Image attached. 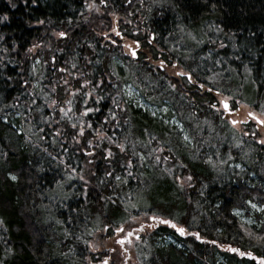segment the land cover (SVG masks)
Here are the masks:
<instances>
[{"label": "trees", "instance_id": "trees-1", "mask_svg": "<svg viewBox=\"0 0 264 264\" xmlns=\"http://www.w3.org/2000/svg\"><path fill=\"white\" fill-rule=\"evenodd\" d=\"M222 95L264 116V0H0V264H99L95 232L143 215L141 264L264 260V208L234 213L264 206V145Z\"/></svg>", "mask_w": 264, "mask_h": 264}, {"label": "rangeland", "instance_id": "rangeland-1", "mask_svg": "<svg viewBox=\"0 0 264 264\" xmlns=\"http://www.w3.org/2000/svg\"><path fill=\"white\" fill-rule=\"evenodd\" d=\"M135 49L136 50V46L134 44H130V47L128 46L126 48V56L127 57H131L132 53L131 50ZM149 58V56L147 57V59ZM119 63H121V61L119 60ZM156 64H160L159 62H156ZM169 74L172 75H177L178 73H182V70L178 67H172L169 68L168 70ZM124 94L126 96V98L128 100H130L135 106L140 107L142 110L144 111H148L150 114L152 115H156L158 116V118L162 119L164 122H167L168 124H174L176 126H178L179 130L182 131V128L184 130V138L188 139V136L185 132V129L183 127L182 124H180V122L178 120H176L175 118H173L172 115L169 116V112L168 110H166L165 108L163 109H159L156 106H151L149 105L145 100H143V98L139 95V92L137 91V89L132 86L130 83H126L124 86ZM218 102H220L221 100H229V97H225V95L220 96L218 98ZM219 109L220 111L223 112L224 114V118L225 120H227L228 122H232L233 120L237 121L236 124H232V126L235 128V130L237 131H242L245 132V127H247V125H244V121H249L252 125H255L257 127V133H256V142L258 144L264 145V143H261V141H264V124H260L258 123V120H264V116L259 113L256 110H253L251 108H248L246 105H241V107L235 111L232 112H226L221 104H219ZM249 113H252V116L249 115ZM6 120V119H4ZM242 121V123L240 124L239 122ZM12 126L15 127L17 129V132L21 131V126L16 124L14 120H12ZM189 140V139H188ZM229 159V158H227ZM252 186H255V184H253ZM264 186V185H261ZM246 206H247V211L245 210H234L235 215L242 220L245 224L250 225L251 227L254 225L256 226L258 221L257 218L255 217L256 213H259L260 211L263 210L264 206L262 204V201L259 200H246ZM136 221V222H134ZM134 221L130 224H127L126 221H124V224L122 225H111L110 227V232L111 234L109 236H105L104 233L100 232V230L96 231L95 233V238L92 241V243L97 246L96 251H93V255L95 253H99L101 251L104 250H109L112 252L110 254L109 257L107 256H103V257H99L97 258V256L94 255V257L96 258V261L99 259L98 263L99 264H104L103 261L107 262V264H123V258L124 255L119 251V243L117 242V237L116 235L120 236V233H116V235L114 234V229L119 228L120 226H124L125 229L124 230H129L131 228V225L133 223H135L134 225H138L141 222H145L148 223V215H143V216H139V217H134ZM94 228L96 227V225H92ZM183 229L185 231L188 232V230L183 226ZM144 239V236L139 237L137 245L135 250L137 251V248H139L142 240ZM175 239V238H174ZM172 237L170 236H165L164 238L160 239V242L163 244H167V243H174V240ZM106 248V249H103ZM138 253H139V249H138ZM137 257V256H136ZM87 263H91L92 260L88 259L86 260ZM134 261L138 262V264H141L137 258V260L134 259ZM133 262V261H132ZM129 264H131L129 262Z\"/></svg>", "mask_w": 264, "mask_h": 264}, {"label": "flooded vegetation", "instance_id": "flooded-vegetation-1", "mask_svg": "<svg viewBox=\"0 0 264 264\" xmlns=\"http://www.w3.org/2000/svg\"><path fill=\"white\" fill-rule=\"evenodd\" d=\"M150 38H152V35L150 36ZM130 47V46H129ZM131 53H132V50H131ZM139 51L136 50V55L133 56V54L131 55L132 58L136 59L137 58V55H138ZM126 55V53H125ZM213 110L216 111V101L213 100ZM144 225H140L138 227H134L133 229H130V230H125V231H122V230H119L120 231V236L117 238V241L119 242V246H120V250H122L120 252V254L122 253L124 255V258H123V264H129V262L131 264H138V262L134 261L137 260L136 256L139 254L135 248H136V245H137V242H138V239H139V234H141L143 231H144V228L142 227ZM166 228L168 229V231H173L176 235H179L181 237V239L183 240L184 238H186L188 236V234L191 232V231H185L183 232V234L178 231L177 229H180L183 227H173L172 225H166ZM167 236H170L171 237V234L170 233H166ZM195 238L196 240H198L199 242H202L204 241V238H202L200 235H199V232L195 233ZM254 262L256 264H259L255 259H253ZM133 261V262H132ZM103 263H105V261H103Z\"/></svg>", "mask_w": 264, "mask_h": 264}, {"label": "snow or ice", "instance_id": "snow-or-ice-1", "mask_svg": "<svg viewBox=\"0 0 264 264\" xmlns=\"http://www.w3.org/2000/svg\"><path fill=\"white\" fill-rule=\"evenodd\" d=\"M60 35H61V36H64L65 33L62 32V33H60ZM132 54H133V56L136 55V50H135V49H133ZM162 66H163V62H161V67H162ZM178 74H179V75H184V73H178ZM189 79H191V77H189ZM224 107H225V108H228L229 106H228L227 103H224ZM249 115L252 116V113H249ZM232 123H233V124H236L237 121L233 120ZM260 123L264 124V120H261ZM261 143H264V141H261ZM15 178H16L15 176L12 177V179H15ZM189 179H191V177H189ZM154 219H155V218H154ZM162 222L165 223V224H169V223H171L170 221H167V220L162 221ZM172 226H173V227H176L175 225H172ZM177 230L180 231L182 234H183V232H184V229H182V228L177 229ZM232 251H238V250H237V249H232ZM240 254H241V255H245V253H240ZM247 255L251 256V253H247ZM105 264H107V262H105Z\"/></svg>", "mask_w": 264, "mask_h": 264}, {"label": "bare ground", "instance_id": "bare-ground-1", "mask_svg": "<svg viewBox=\"0 0 264 264\" xmlns=\"http://www.w3.org/2000/svg\"><path fill=\"white\" fill-rule=\"evenodd\" d=\"M126 1H130V0H126ZM254 226V225H253ZM252 226V227H253ZM255 228H257V227H259V226H254ZM164 237L165 236H167L166 234H164L163 235ZM172 238H173V236H171ZM213 256H215V255H213ZM250 258H249V260H252V259H255V260H260V259H263V257L262 256H259V255H256V254H253V253H251V256H249Z\"/></svg>", "mask_w": 264, "mask_h": 264}, {"label": "water", "instance_id": "water-1", "mask_svg": "<svg viewBox=\"0 0 264 264\" xmlns=\"http://www.w3.org/2000/svg\"><path fill=\"white\" fill-rule=\"evenodd\" d=\"M224 103H227V102H226V101H223V102H222V106H223V108H225V107H224ZM227 104H228V103H227ZM225 109H227V108H225ZM256 261L258 262L259 260H256Z\"/></svg>", "mask_w": 264, "mask_h": 264}]
</instances>
